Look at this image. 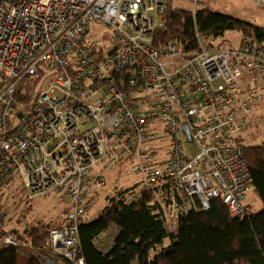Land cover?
I'll list each match as a JSON object with an SVG mask.
<instances>
[{
	"label": "built area",
	"instance_id": "obj_1",
	"mask_svg": "<svg viewBox=\"0 0 264 264\" xmlns=\"http://www.w3.org/2000/svg\"><path fill=\"white\" fill-rule=\"evenodd\" d=\"M175 1L0 0V189L18 176L29 201L58 193L69 203L43 264H85L79 224L91 190L105 184L101 169L135 177L127 201L148 196L171 233L214 199L232 217L252 214L254 181L238 137L264 99V50L248 37L216 47L199 33L190 52L155 47ZM182 1L196 15L200 0ZM37 77L19 118L18 95ZM4 214L0 246L17 248ZM112 241L96 243L107 251Z\"/></svg>",
	"mask_w": 264,
	"mask_h": 264
},
{
	"label": "trees",
	"instance_id": "obj_2",
	"mask_svg": "<svg viewBox=\"0 0 264 264\" xmlns=\"http://www.w3.org/2000/svg\"><path fill=\"white\" fill-rule=\"evenodd\" d=\"M229 31L248 37L264 50V28L210 7H201L193 15L172 3L166 10L164 26L156 31L154 44L175 42L190 52L198 46V33L220 39ZM39 77L29 80L25 92L18 95L17 117L23 115V104L32 103ZM243 148L254 181L253 193L264 206V145ZM133 189L116 190L96 218L81 220L78 238L85 264H264V208L257 214L236 218L221 200L214 199L208 210L183 217L178 232L171 233L164 209L151 207L148 196L127 201ZM68 211L69 206L54 220L23 233L11 230L20 245L0 247V264H43L41 259L52 256L50 231L62 228ZM100 237L106 242L113 240L107 251L98 247ZM166 240L170 241L168 247H164ZM160 248L152 257V252Z\"/></svg>",
	"mask_w": 264,
	"mask_h": 264
},
{
	"label": "rangeland",
	"instance_id": "obj_3",
	"mask_svg": "<svg viewBox=\"0 0 264 264\" xmlns=\"http://www.w3.org/2000/svg\"><path fill=\"white\" fill-rule=\"evenodd\" d=\"M175 6L190 10L192 5L186 1L176 0ZM210 7L217 13L229 15L242 21L251 22L256 26L264 28V7L252 0H200L198 8ZM92 29L101 28L93 25ZM94 33L90 38L94 37ZM242 40V35L236 31H229L223 38H214L216 47H238ZM239 143L243 147H253L264 145V99L254 105L246 131L238 137ZM193 151V147H189ZM102 173L105 176V184L94 187L89 197L93 202L92 208L84 219L92 220L96 218L109 204L118 191L132 187L138 182L135 177L125 178L117 170H98L96 174ZM245 203L251 209L252 214L261 212L264 208L262 202L255 193H250ZM69 206L64 194H50L43 198L29 201L22 181L17 176L11 183H6L0 189V209L6 216L8 227L18 230L20 233L42 223H48ZM170 241L166 240L164 247H168ZM1 247V246H0ZM161 248L153 251L151 256L160 252Z\"/></svg>",
	"mask_w": 264,
	"mask_h": 264
}]
</instances>
